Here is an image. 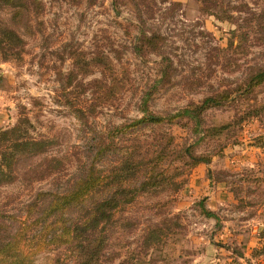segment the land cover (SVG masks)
Instances as JSON below:
<instances>
[{
    "label": "rangeland",
    "instance_id": "1",
    "mask_svg": "<svg viewBox=\"0 0 264 264\" xmlns=\"http://www.w3.org/2000/svg\"><path fill=\"white\" fill-rule=\"evenodd\" d=\"M40 11L31 34H22L21 56L0 52V128L19 125L50 138L45 155L60 157L61 169L40 179L35 169L45 155L22 160L15 180L0 184V210L23 218L36 191L63 189L83 160L90 127L112 129L140 117L143 107L166 116L226 91L228 100L201 114L198 132L192 122H165L115 138L120 145L144 143L154 131H166L176 147L192 143L193 154L210 161H167L179 173L115 212L124 231L114 225L100 264H218V255L230 264L256 263L250 252L264 240V83L241 92L249 72L264 64V0H41ZM0 17L6 18L1 7ZM141 31L162 35L159 48L168 60L136 52ZM194 171L203 185L209 179L205 186L226 191V202L212 210L217 219L202 212L204 190L185 188ZM248 233L261 244L246 256L232 253L241 252L234 238ZM148 234L155 238L149 243ZM204 240L216 249L207 252ZM68 255L49 246L34 262L70 264ZM258 260L264 264V257Z\"/></svg>",
    "mask_w": 264,
    "mask_h": 264
},
{
    "label": "trees",
    "instance_id": "2",
    "mask_svg": "<svg viewBox=\"0 0 264 264\" xmlns=\"http://www.w3.org/2000/svg\"><path fill=\"white\" fill-rule=\"evenodd\" d=\"M0 7L6 15V18L0 17V52L9 58L20 57L22 34H31L34 18L41 12V0H0ZM162 40V35L156 31H141L136 36L138 44H134V49L139 53L155 51L168 60L159 48ZM263 83L264 64L249 72L241 93ZM229 98L230 94L226 91L216 92L166 116L143 107L140 117L114 125L112 129L99 132L90 127L89 135L85 136L83 160L63 189L36 191L25 204L23 218L0 210V264H35V256L49 246L66 250L70 264H100L112 244L114 225L119 223L114 218L115 212L140 194L161 189L179 173L177 167L173 168L176 172L171 173L169 165L164 166L167 161L179 160L190 166L210 161L209 156L193 154L192 143L176 147L173 135L166 131H154L152 138L144 143L135 141L120 145L115 138L142 128L153 131L154 126L165 122L181 126L192 122V129L198 132L201 114L211 107L222 105ZM74 111L75 117L85 125V116ZM180 118L187 120L181 122ZM223 127L213 128L214 132ZM204 130L208 131L207 128ZM52 143L48 137L37 138L28 134L19 125L0 128V184L15 180L18 164L24 159L31 160L47 154ZM172 155L173 158L167 160ZM60 165V157L45 155L35 172H39L38 177L42 179L58 172ZM31 172L29 166L23 173L27 175ZM202 212L217 219L214 212L204 207ZM117 226H120L121 232L124 231L123 221ZM156 229L161 230L159 227ZM260 235L264 238L263 227ZM143 239L149 243L155 238L148 234ZM232 251L242 256L241 252ZM261 256L264 257V240L261 246L250 252V257L257 258L254 264H260L258 257ZM59 257L54 260L58 261Z\"/></svg>",
    "mask_w": 264,
    "mask_h": 264
},
{
    "label": "crops",
    "instance_id": "3",
    "mask_svg": "<svg viewBox=\"0 0 264 264\" xmlns=\"http://www.w3.org/2000/svg\"><path fill=\"white\" fill-rule=\"evenodd\" d=\"M197 168V166H196ZM199 172H193V176L190 178V181L188 182V184L185 185V188H187V190L192 191V193H199L200 190H204V196H206V204H205V209L212 211L217 205L222 204V202H226V191L221 188V187H215L213 185H208L205 186V184L207 185L209 179H207L205 182L204 181V185L202 182L203 176L200 175ZM184 188V189H185ZM185 194V190L183 192ZM235 243L240 244L241 246V252H243L242 256H246L248 254V252L250 251V249L252 247H256L258 245L261 244L262 238L260 240V237L258 236H254L250 233L246 234V236H236L233 240ZM204 243H206L207 241L204 240ZM209 243V242H208ZM206 250L207 252L210 249H216L215 247L209 245L206 243ZM226 253L228 255H230L227 251ZM227 255V256H228ZM226 256L224 255H218V257L216 258V261L218 262V264H230L228 261L229 259L227 258V260H225Z\"/></svg>",
    "mask_w": 264,
    "mask_h": 264
}]
</instances>
